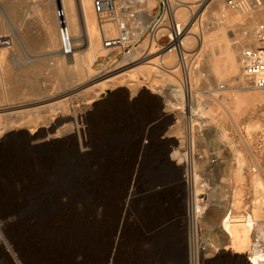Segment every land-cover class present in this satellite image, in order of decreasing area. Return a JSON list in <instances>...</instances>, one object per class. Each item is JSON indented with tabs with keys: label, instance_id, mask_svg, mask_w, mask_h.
I'll return each instance as SVG.
<instances>
[{
	"label": "rangeland",
	"instance_id": "374dc122",
	"mask_svg": "<svg viewBox=\"0 0 264 264\" xmlns=\"http://www.w3.org/2000/svg\"><path fill=\"white\" fill-rule=\"evenodd\" d=\"M51 1L54 0H12L15 9L5 13L4 20L10 21L12 17L15 23L9 30L0 31V35L17 38L14 52L0 48L9 56L0 66V107L6 103L13 106L8 112H0V225L9 250L1 244L9 261L12 264H188L187 255L182 258L174 249L179 238L176 235L184 236V254H187L186 214L190 211L187 207L190 200L187 204L184 176L189 173L193 180L197 179L191 186L194 192L196 187L201 189L196 202L200 211L193 213L201 237L208 245L206 259L216 258L226 239L225 234L217 232V227L231 208L220 206L232 201V214L247 215L254 208L255 196L264 192V189L256 191L251 185L259 177L264 184V89L259 96L249 95L253 105L237 119L241 135L233 127L230 111L225 107L227 102L218 105L214 101L218 94H226L229 85L238 84L226 76L216 80L218 76L207 52L202 57L197 52L190 60L191 98L180 91L182 71L175 67L172 68L175 74L169 79L139 77L151 88L150 96L143 98L134 85H129L132 58L122 57L118 49L111 50L107 56H98L93 62L95 72L113 70L112 77H116L107 88H102L103 78L99 77L74 90L77 86L71 81L79 80L68 68L66 57L50 55L47 29L38 17L40 6ZM257 1L264 7V0H252L250 5ZM74 2L79 5V0ZM220 2L223 5L220 15L235 14L223 0ZM3 3L0 0V5ZM208 4L197 14L189 12L184 21L192 20L197 34V40L187 47L189 50L198 51L201 30L213 36L222 33L217 23L224 19L215 16L212 5L207 7ZM59 6L54 4L53 14ZM260 6L251 9L247 16L237 10L238 17L229 22L224 35L232 41L238 40L241 28L249 26L251 18H254L251 25L257 29L264 23L255 15ZM50 28L57 36V25ZM147 32L137 31L143 47L148 42ZM74 36L78 37L75 50L86 53L87 40H79L78 31ZM10 56L12 61V57L16 58L13 63ZM166 57L163 60L172 67L176 59L170 62L171 55ZM59 60L64 64L62 70L56 68ZM121 90H127L126 95L122 96ZM234 91L241 92L235 88L229 92ZM178 92L181 99L177 98ZM200 97L207 101L199 112L195 102ZM210 104L217 106L226 118L228 143L218 141L215 125L218 121L213 118L218 116L210 113ZM9 119L13 125L6 127ZM190 119L193 130L188 133ZM51 124L56 128L48 135L44 134L39 141L31 138L32 129H49ZM189 141L193 146L191 158L185 151ZM230 144L244 154L240 173H244L243 167L246 172L238 181L237 157L232 154V147L227 146ZM175 150L178 155L173 158ZM213 157L215 163H211ZM167 163L174 170L168 169ZM131 178L127 216L121 218ZM175 213L182 216H173ZM119 234L121 241H115ZM115 243L118 247L113 252ZM0 264L9 263L0 255Z\"/></svg>",
	"mask_w": 264,
	"mask_h": 264
},
{
	"label": "bare ground",
	"instance_id": "6f19581e",
	"mask_svg": "<svg viewBox=\"0 0 264 264\" xmlns=\"http://www.w3.org/2000/svg\"><path fill=\"white\" fill-rule=\"evenodd\" d=\"M76 1H78V0H76ZM132 1H133L132 2V9L138 12L137 18H138V20H140V23H141V24H139V26H143L146 23V21L149 20V16L153 13V10L156 7H158V4L160 2V0H132ZM180 2L181 3L178 7L177 14H176L177 18L179 20L186 21L189 12L193 11L196 14L199 13L207 2H209L207 7L212 5L211 10L215 14V16L219 15L220 18L224 19V20H222V22H218V23L216 20L219 31H222L221 34H218V35L214 34L216 36H213L210 34H205V31H204V33L201 32L203 30L200 29L201 31H200V34L198 36V42H199L198 51H195V53L199 52V56H201V54L203 52H205V53L207 52L206 53V54H208L207 58H209L210 61L212 62L211 67H213V70L216 74V77L217 76L219 77V78L217 77L218 79L215 77L216 80L221 79L220 77L226 76V77H231L233 79L232 81H235L238 84L235 86L229 85L225 90L226 94L223 92L218 94L219 96L215 97L214 101L216 103H218V105H224V102H227L226 103L227 106H225V107L227 109H229V111H230L229 117L231 118V120L233 122L232 123L233 127H235L234 129H236L238 134L241 135L240 128L237 124V119L245 109H250L252 107V105H253L252 100L253 99L251 100L249 98V95L259 96L262 93L261 90L264 89V88H261V89L252 88V87L247 86V84L245 83L243 74H242L241 61H240L241 55L238 56V53L240 52V50L242 51V49L245 46H253L252 45L253 42H255V44H256L257 29H254L253 26L251 25L252 21L254 20V18H251L250 19V25L245 27V28H241L242 32L240 34V38L238 40H234L235 42L230 40L229 38H227V36L224 35L226 32H223V31H225L227 26H229L230 21L235 20L238 17V16H236V15H238L237 10H238V12L241 11L244 15H246V14H249L251 12L250 11L251 9H253V8L255 9L257 6L259 7L262 2L259 1V3L252 5V6L250 5L251 2H248L245 5H243L242 7L234 9L235 14H233V15L230 14L228 17H225V16L219 14V10L222 9V7H223L220 0H194V1H180ZM57 3L61 4V7H63V9L66 13V19H67V22H68V25L70 28V33L72 36L73 45H74V43H76L75 41L78 39L77 36H74V32H76V31L79 32V35L81 37V39L79 38V40H81L83 42H84V40L85 41L87 40L86 43H88V47L86 49L87 50L86 53L82 52L83 53L82 54L79 51L75 50V48H74L73 54H71L69 56L60 53V51L58 54L56 44L60 45V37H59V23H58V18L56 15V8L57 7H55L54 14H53V10H52L54 4H57ZM14 9H15V7L12 4V0H4V3L0 5V31L9 30L11 27V24L15 23V20L12 17L10 18V21L6 22V20H4L5 13H10ZM205 10L201 13L200 16H202L205 13ZM241 12H239V13H241ZM253 12H255V11H253ZM31 14H34V11L33 12L31 11ZM243 14H241V15H243ZM255 15H256V17H258L259 19H261L264 22V7L260 6V9L255 13ZM38 17H40L39 20H42V22L44 23V25L46 26V29H47V32L45 31L47 33L46 45H47V47L51 48V50L49 52L50 55L55 56V55L61 54L62 56L66 57V59H68L67 60L68 68L72 69V71H73L72 75H75L74 77L77 78V80H79L78 82H75L76 80L75 81L72 80L73 77L70 78L72 80V81L71 80L70 81L73 83V85L77 86V87H74V90H77L83 86L85 87V85H88L90 83L97 81L99 79V77L103 78V80L101 82V83H103L102 84L103 89L107 88L111 84V82H113L114 78L116 77V76L112 77L113 70L112 69L111 70L103 69L104 70V71L102 70L103 73H100V70L98 72H95V70L93 68V62L95 61V59L98 56H107L109 54V52L111 50H113L111 48H107L104 44V41H105V38L117 35L119 33V31H118L116 25L113 23L106 24L105 31L101 30L100 23L98 21V18H96V13L93 9V0H79V5H78V3L76 4L74 2V0H54L53 2L51 1V3L49 2L48 5L43 4L42 6H40V16H38ZM126 19H129L127 14H126ZM218 21H219V18H218ZM185 24H186V27H185L184 36H183V46L186 48V47L190 46L189 44H191L192 42L195 41L194 39L197 40V34L194 33V31H196V29L194 28V23H192V20L189 21L188 23L185 22ZM56 25L58 27L57 36L54 33H51L49 30V29H51L50 26L52 28H54ZM242 26L243 25H241V27ZM144 28H145V26H144ZM188 29H190V31H188ZM218 29H216V31H218ZM132 32H134L136 34L137 31H132ZM214 33H215V31H214ZM234 34L235 33H233V35ZM75 37H77V38H75ZM11 39H12V41H11L10 46H7V47L1 46L0 48H5L8 50L10 49L9 52H14L17 38H16V40H14V38L11 37ZM83 42H81V43H83ZM74 47H75V45H74ZM196 49H197V47H196ZM152 55H154V54H152ZM152 55H150L151 57L148 56L145 59H142L138 62H135L129 70V71H131V73L129 74L130 76L128 77L129 78L128 80L132 82L131 84L129 83V85H134L135 88L138 90V92L141 94V96L143 98L150 96V95H148L149 94L148 89H151V88L149 86H147L146 83H143V81H141L139 79V77H145V78L151 79V80H153L154 78L169 79L170 75L175 74L173 72L175 70L172 69L173 67H175L176 60H177L175 50L171 49V50H167V51L162 52L160 55H156V54H155V56H152ZM167 55H169V56L171 55V61L170 62H172L173 59H176L175 64L172 67L166 65L165 61L163 60V59L167 58L166 57ZM8 57L9 56H7L6 53H4V51H0V66L2 65L3 61L8 60ZM12 58H13V61L16 59V58L14 59V57H12ZM55 58H56V56H55ZM58 58H59V56H58ZM9 59H10V61H12L11 56ZM61 60H59V62H57V65H56L57 66L56 68L60 69V70H62L64 68V64L61 62ZM13 61H12V63H13ZM208 63H209V61H208ZM167 67H169V68H167ZM191 69H192V66L189 69L190 83H191V78H192L191 77ZM192 76H193V74H192ZM81 78H84L83 81L80 80ZM193 78H194V76H193ZM82 83H84V84H82ZM97 85H98V83H97ZM128 87L129 86H127V88ZM234 88L240 89L241 92L234 91V92L230 93L229 91H231V90L233 91ZM173 89L175 91H179L178 88H173ZM218 89H219V87L216 88L215 90H218ZM127 90H121L122 96L126 95ZM254 90H257V91H254ZM249 91H254V92L249 93ZM150 93H154V91L150 92ZM176 94H177V98L181 99L180 98V92H178ZM1 97L6 98L5 95H2ZM149 98H151V97H149ZM206 101L207 100L204 97L203 98L200 97V98L196 99L195 106L198 108L197 111H199L200 108H203L205 106ZM168 104L170 106L172 105V103H169V102H168ZM12 107L13 106H11L10 103H6V104H4V106L0 107V112L1 111L3 112L5 110H7V112H8V110H10ZM208 109H210V113L212 115L216 114L218 116V118L213 117L214 120L216 118V120L218 121V123H215V125H217L216 131H217V136L219 138L218 141H220V140L226 141V139L228 137L226 132H225L226 118L221 113H219V109L217 106L214 107V106H211V104H210V106H208ZM223 111H225V110H223ZM8 114L15 115V113H12V114L8 113ZM200 114H202V113H200ZM166 115L167 114H165L164 116L166 117ZM64 116H66V115H64ZM213 118H212V120H213ZM59 122H60V120L57 121V123H59ZM64 122H65V120H64ZM12 123H13V120L9 119L7 122H5V125H6V127H9V126L13 125ZM39 128L40 127L32 129L30 131L31 138L36 139V141H39L41 136H43L44 134L48 135V132L55 129L56 127L54 128V125H52L51 128L48 127L49 129H47V127H46V129H39ZM247 130H248V128H247ZM226 131H227V129H226ZM77 132H79V129H77ZM81 132H83V131H81ZM54 134H56V133H54ZM65 136H66V134H65ZM79 138H80V136H79ZM47 139L45 141H47ZM229 139H230V136H229ZM171 140L173 141V139H171ZM57 141H58V139H57ZM50 142H52V141H50ZM63 143H64V141H63ZM41 145H43V144H41ZM223 145H224V143H223ZM227 146L232 147V154L237 157L236 162L238 165L236 166V171H235L237 173L236 174L237 175L236 180L237 181L241 180L243 177L242 175L246 172L245 168L243 167L244 173L243 174L240 173V169L242 168L240 165L242 162H244V154L240 150L234 149V146H231V144L227 145ZM230 154H231V152H230ZM175 155H178V150H175L173 152L172 157L174 158ZM166 167L168 169H173L171 163H167ZM236 175H235V177H236ZM196 180H194V183ZM251 185L253 186V188L256 191L264 189V184L260 180V177L253 179ZM200 190L201 189L199 187H196V189H195L196 197H197L198 193L200 192ZM262 192L258 196L255 194L257 197L255 196L256 200L254 202V208L251 210L252 211L251 213H248L247 215H243L244 217L242 215H239V214H232L233 209H234V203L232 201H231V203L229 202V204L227 203V204H224V206H220V207H224V208L226 207V210L229 207H231L228 209V211H226V213L222 219V223L219 225V227H217V232H219L220 235L225 234L226 239H224L222 241V247L218 250V255H216L217 256L216 258L211 259V260L206 259V253L205 252L207 250H205L204 257H203V264H264V254L261 253V251L254 244V238L256 236L264 235V192L263 193ZM131 196H132V178L129 181V185H128L126 192H125L124 209H123V211L120 212L121 218H126V216H127L126 207L128 205V202H129V199L131 198ZM213 205H216V204H213ZM189 208H190V211H191V209H193V211L197 210V212L200 211L199 207L196 206L195 207L196 209H195L194 207H192V205L190 206V204H189ZM190 211H189V213H190ZM178 215L182 216V215H180V213H175L173 216H178ZM181 222H182V219H181ZM183 222H184V220H183ZM182 224H184V223H182ZM120 229L121 228L119 227V230ZM176 236L179 238H177L175 240L176 243L174 242L176 247H177V248L174 247L175 248L174 250H176V251L178 250L177 253H179V254L181 253L182 258H184L183 256L187 255V254H184V245H185L184 244V242H185L184 236H181V235H180L181 237L178 235H176ZM120 238L121 237L119 234L117 236V238H115V241H117V240L119 241ZM4 240L0 239L1 259L2 260L5 259L9 264H12V262L9 261L10 259L8 257V254L2 248L1 243H3V245H5V247L8 249V246ZM116 243L113 246V248H114L113 252H115L116 248L118 247ZM185 257H187V256H185ZM183 262H184V260H183Z\"/></svg>",
	"mask_w": 264,
	"mask_h": 264
},
{
	"label": "built area",
	"instance_id": "2783aa9c",
	"mask_svg": "<svg viewBox=\"0 0 264 264\" xmlns=\"http://www.w3.org/2000/svg\"><path fill=\"white\" fill-rule=\"evenodd\" d=\"M223 1L231 9L242 7L248 2L252 3V0ZM132 2V0H93V9L100 23L101 30L105 31L106 24L113 23L119 31L117 35L105 38V46L111 49H118L122 57L132 58V63L145 59L154 53L160 55L164 51L175 50L177 57L175 68H180L182 71V90L180 91L185 97L191 98L192 86L189 79V69L193 65L190 60L193 59L196 53L195 49L189 50L183 46L186 24L184 21L179 20L176 15L180 1L160 0L156 11L149 16V23H145L143 26H139L141 23L137 18L138 12L132 9ZM257 2L259 3V1ZM126 14L129 19H126ZM56 15L59 23V51L69 56L73 54L75 47L63 7H57ZM132 31H148V42L145 47L141 45V37L138 36V33L136 32L135 34ZM11 41L10 36L0 35V47L10 46ZM240 61L242 74L247 86L258 89L264 88V23L259 24L257 28L256 44L245 47L242 50ZM189 125L188 133L193 130L191 119ZM203 126H205L204 122H202L200 127L203 128ZM185 148L191 158V153H193L192 143L189 141ZM215 161L214 157L211 158V163H215ZM184 179L187 190V204L188 200H190V206L192 205L195 208L199 198L197 199L198 195L196 197L191 187L194 183L192 174L189 173L184 176ZM187 207L189 208V206ZM195 216L193 209L188 215L186 214L187 263L203 264L204 252L208 245L201 237L198 219ZM0 239H3L1 225ZM254 244L264 254V235L256 236Z\"/></svg>",
	"mask_w": 264,
	"mask_h": 264
}]
</instances>
